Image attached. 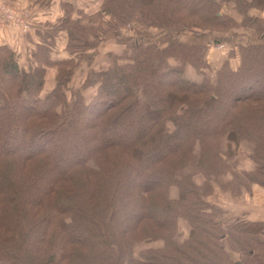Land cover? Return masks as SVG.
Listing matches in <instances>:
<instances>
[{
    "label": "trees",
    "instance_id": "16d2710c",
    "mask_svg": "<svg viewBox=\"0 0 264 264\" xmlns=\"http://www.w3.org/2000/svg\"><path fill=\"white\" fill-rule=\"evenodd\" d=\"M223 1L103 0L94 14L106 15L109 29L130 21L158 27L165 45L133 39L131 52L86 76L98 83L96 95L86 101L72 92L69 112L71 59L50 61L44 37L33 53L38 63L26 70L0 45V264H235L232 252L243 256L240 264H264V223L215 218L219 209L204 200L211 181L226 173L231 178L219 186L232 193L251 183L264 187V31L261 42L238 46L239 65L226 60L213 84L184 76L186 63H206L202 46L175 35L232 25L220 11ZM232 1L248 19L249 8H264V0ZM94 25L63 14L58 30L66 32L67 50L87 46ZM51 64L55 83L42 96ZM120 124L126 128L115 130ZM224 138L253 144L251 171L230 165ZM74 141L80 153L70 156ZM184 169L189 173H179ZM180 217L191 227L182 240ZM154 240L162 245L135 251Z\"/></svg>",
    "mask_w": 264,
    "mask_h": 264
},
{
    "label": "rangeland",
    "instance_id": "374dc122",
    "mask_svg": "<svg viewBox=\"0 0 264 264\" xmlns=\"http://www.w3.org/2000/svg\"><path fill=\"white\" fill-rule=\"evenodd\" d=\"M71 1V4L69 6H66L64 9L63 14L68 15L70 14V17L72 19L76 18H82L84 23H92L95 22L96 31L94 33L88 32L89 34L84 39V42L87 46L85 47H79L76 48L74 51H69L66 48L67 45V35L65 32L63 35V39L60 40L56 36V31L58 30V25L60 23V19H58V23L54 21L53 23H49L46 28H41L40 37L38 38V41L44 42V37L46 39L47 47H48V58L50 61H58L60 59H71L69 65L70 70L73 71L72 76L69 78V81L67 83V88L65 89L66 94V102H67V111H71L72 104L76 98L75 95L72 94L75 91L82 92V96L86 101H90L94 95H96V92L98 90V83L96 84H89L86 80V76L88 77V74L93 73L97 70H101L102 68L112 64L115 59V55H122L125 52H131V48L129 47L132 40L137 37V39L141 42H144L143 44L147 43H156L157 45L163 46L165 43H162L160 41V28L154 27V26H142L139 23H136L134 21H130L128 24L120 25V27L115 29H109L106 21L109 19L106 15L105 17H95V12H97L101 6V3L103 0H99V4L97 5V0H69ZM69 3V2H68ZM98 10L92 13L94 7L96 6ZM2 5H0L1 7ZM7 6V5H5ZM1 9V8H0ZM239 8H236L234 6V2L232 0H227L221 2L220 11L225 14V16L232 18V25H228L227 27H222L219 29L213 28L208 29L212 30V32H207L206 30L203 31L201 28H193V29H183L181 31H178L175 35L176 38H178V41L182 43H188L193 45H200L202 48L200 49V53H202L203 60L206 63V66L202 68L196 69L191 64L186 63L184 65L183 74L185 77L189 78L190 80H193L195 82H201L203 81V78H207L210 83H216V76L215 73L216 70L220 67H222L223 63L228 60L229 67L232 69H235L239 63H240V56L238 54V46L240 44L247 45V44H256L262 41V38L260 37L262 31H264V21L256 20L255 22H252L253 17L251 16L253 11H257L258 14L262 13L264 11V8H257V7H251L247 11V15H249L251 18H245V15H243ZM93 14V15H92ZM23 20L28 23V26L26 29H23L21 25H18L17 27L8 25V22L5 20L3 13H2V20L8 27L11 28H17V32L20 33L21 36H25L29 31L32 29V18H29V15L22 13ZM102 17V18H101ZM102 24H101V22ZM235 23V24H234ZM98 25L100 27H98ZM88 27V26H86ZM20 29V30H19ZM215 29V30H214ZM217 30V31H216ZM175 32V31H172ZM264 33V32H263ZM61 35V36H62ZM135 35V36H134ZM55 36V37H54ZM60 36V33L59 35ZM219 37L221 38L220 42H215L213 39ZM55 38V39H54ZM58 38V39H56ZM62 42V44L60 43ZM40 44V43H39ZM0 45H7L13 52L16 58V61L18 63L19 60H26V61H20L19 66L28 70L31 66H35L36 58H34L33 53H37L38 48L37 46H27L25 45V52L28 54L24 57H20V52H22L21 47L17 46L14 47L12 44L9 43H0ZM205 45V46H204ZM90 46V47H88ZM37 50V51H36ZM53 54H60L61 56L53 57ZM233 54V55H232ZM53 57V58H52ZM121 58L116 59V61H120ZM168 62L170 64H178L179 60L175 59L174 57H168ZM122 61V60H121ZM24 67H23V66ZM54 68V65L45 66V74H44V87L40 94L43 96L48 91H50L51 88H53L55 79L54 77L51 79H46V72L50 68ZM56 74V71H55ZM54 74V75H55ZM85 84V85H83ZM84 126H88L90 122H88V119L85 120V123H83ZM126 128V125L116 126L114 127L115 130L121 131L123 128ZM79 128V125H78ZM128 129V128H127ZM166 129L168 131H172L175 129L173 127V124L171 122L166 123ZM21 134L20 129L14 130V136H19ZM77 137V136H76ZM74 139V138H73ZM72 139V140H73ZM193 151L194 153H199L200 144L197 142L193 143ZM222 151L223 152H231L232 157L229 159L230 165H232L235 168H244L248 165L249 162V156L253 151V144L248 143L245 141H241L239 143H234L233 141L224 138L221 143ZM67 151L70 152V156L74 155L75 153H80V148L77 146L76 142H72L69 146ZM224 156V155H223ZM70 157L66 158L64 161L69 160ZM71 161V160H70ZM254 167V162H250ZM182 175H185L186 173H189V170L184 169L180 171ZM229 174V173H226ZM225 174V175H226ZM197 175V177H196ZM194 176V180L197 184H201L203 181V175L196 174ZM230 175V174H229ZM231 176V175H230ZM230 176L227 178L229 179ZM218 180V179H217ZM211 181L212 183V190L209 193H206L204 195V200L208 202V204L215 206L216 209H219V211H215L214 217L215 218H221L223 220L227 221H234L236 215L229 216L231 214V210H223L224 207H231L228 206L229 204L226 203V197L223 195L219 197L218 194H214V191L217 190L216 181ZM219 180L221 182H219ZM218 182L220 184H223L225 182V179L223 175L220 176V179ZM223 191H230L227 187L221 189ZM177 193V190L175 187H172L171 194L175 196ZM232 196H237L238 193H232ZM242 194V193H241ZM220 204H218L217 203ZM222 209V213L220 211ZM225 209V208H224ZM211 211V210H210ZM209 211V212H210ZM212 213V212H211ZM214 213V211H213ZM178 226V240H182L186 238L190 231V224L189 222L183 218L180 217L177 221ZM224 229V227H223ZM264 238V235H262ZM162 245L161 240H154L151 242H140L135 245V251L144 250L149 247H160ZM230 253V250H229ZM232 261L236 263L239 262L238 260H243L242 255L239 254V252H232ZM234 264V263H233ZM240 264V263H239ZM245 264H251L250 262H246Z\"/></svg>",
    "mask_w": 264,
    "mask_h": 264
},
{
    "label": "crops",
    "instance_id": "0c3cea01",
    "mask_svg": "<svg viewBox=\"0 0 264 264\" xmlns=\"http://www.w3.org/2000/svg\"><path fill=\"white\" fill-rule=\"evenodd\" d=\"M75 1V0H73ZM71 3L69 0H0V5H7L10 8H14L18 10L20 13H24L29 15V18H32V29L25 36H21L17 28L8 27L2 20V10L0 9V43H9L14 47H21L20 57H24L28 55L25 52V45L27 46H36L41 43L38 41L40 37L41 28H46V26L50 23L56 21L58 23V19H60L64 12V4ZM77 2V0H76ZM99 4V0H97V5ZM96 6H93L94 9L92 13L98 10ZM254 20L264 21V11L260 14L257 11H253L252 15ZM20 30V29H19ZM60 33V36H58ZM65 32L62 30L56 31V36L58 38L63 39V35ZM62 35V36H61ZM135 36V35H134ZM55 37V36H54ZM56 38V39H58ZM55 39V38H54ZM137 37H135V40ZM62 41V40H61ZM60 43L62 44V42ZM61 56L60 54H53V57ZM52 57V58H53ZM20 61L26 60H19ZM21 65V64H20ZM23 66V65H22ZM24 67V66H23ZM56 67H52L48 69L46 72V79H51L55 76ZM251 159L249 157L248 165L244 168H235L237 171H251L254 166L250 163ZM230 174V173H229ZM229 174L223 175L225 181L229 180L231 176ZM230 176L228 179L227 177ZM197 177V175H196ZM198 178V177H197ZM221 182V181H219ZM216 183L217 190L214 191V194H218V199L220 196L226 197V203L231 207H224L223 210H231V214L229 216L236 215L240 219L245 221H261L264 223V187L258 183H251L248 188L241 187V193L237 196H232L230 191L220 190V183ZM222 189V188H221ZM218 203V201H217ZM219 204V203H218ZM220 205V204H219ZM237 263V261H236ZM239 264V263H237Z\"/></svg>",
    "mask_w": 264,
    "mask_h": 264
},
{
    "label": "built area",
    "instance_id": "2783aa9c",
    "mask_svg": "<svg viewBox=\"0 0 264 264\" xmlns=\"http://www.w3.org/2000/svg\"><path fill=\"white\" fill-rule=\"evenodd\" d=\"M0 8L5 20L8 22V25L14 27L21 25L23 29L27 28L28 23L23 20V15L18 10L5 5H2Z\"/></svg>",
    "mask_w": 264,
    "mask_h": 264
},
{
    "label": "water",
    "instance_id": "95a60500",
    "mask_svg": "<svg viewBox=\"0 0 264 264\" xmlns=\"http://www.w3.org/2000/svg\"><path fill=\"white\" fill-rule=\"evenodd\" d=\"M237 263H239V262H237Z\"/></svg>",
    "mask_w": 264,
    "mask_h": 264
}]
</instances>
